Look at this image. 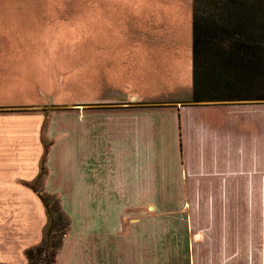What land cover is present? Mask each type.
I'll return each mask as SVG.
<instances>
[{"label":"rangeland","instance_id":"1","mask_svg":"<svg viewBox=\"0 0 264 264\" xmlns=\"http://www.w3.org/2000/svg\"><path fill=\"white\" fill-rule=\"evenodd\" d=\"M194 3L195 0H0V116L17 114L26 128L25 133L29 129L28 133L33 135L31 144L38 141L33 126L44 117L43 135L38 142L49 148L53 141L46 134L47 126L59 116L57 119L65 118L68 123L61 124L62 127H77L76 107L93 106L77 105L81 102L129 98L132 102L175 104L181 124L182 150L207 149L213 160L217 161L220 154L219 160L223 159L213 169V181L194 188L205 195H214V199L205 197L197 201L200 213L194 224L213 228L211 240L215 241V252L224 240L240 253L237 264H264V100L232 105L190 104L194 77ZM118 105L100 104L98 109ZM57 138V144H62L61 132ZM9 144L10 150L25 146L24 136H17ZM76 151L70 152L71 168L67 173L63 162L57 169L62 179L69 180L72 186L78 177L76 159H73ZM193 155L197 160L199 153ZM47 175L46 170L37 189L43 193L42 197L58 200L64 219L71 223V239H76L78 222L87 220L89 211L87 207H79L77 199L61 201L56 194L44 193ZM55 180V187L61 188ZM194 202L166 201L165 209L179 216V208L186 212ZM34 203L27 199H1L0 208L6 209L1 214L7 212L0 216V221L7 227H13L14 222L20 227L25 224L30 230L32 221L35 224L39 220L40 224L41 220L38 217L36 221L34 213L26 211ZM29 209L33 210V205ZM178 218L182 223L176 235L181 240H193L195 230L188 231L192 217L186 214ZM21 220L22 225L18 224ZM47 226L48 217L42 239L46 237ZM160 238L151 232V240ZM89 239L82 245L81 259L94 258L93 241L91 247ZM63 244L56 253L55 264H63ZM162 245L156 247H160L157 249L160 254ZM17 251L14 263L20 264L26 259V248L24 257ZM179 251L181 260L188 263L187 245L183 244ZM128 252L122 249L126 259ZM169 252L165 257L176 254V250ZM50 253L49 250L47 255ZM117 256L120 264H135L129 255L130 262L120 260L119 253ZM76 258L79 262V250Z\"/></svg>","mask_w":264,"mask_h":264},{"label":"crops","instance_id":"2","mask_svg":"<svg viewBox=\"0 0 264 264\" xmlns=\"http://www.w3.org/2000/svg\"><path fill=\"white\" fill-rule=\"evenodd\" d=\"M107 103L119 105L98 109L100 104ZM88 104L93 106L76 107L77 127H62L61 124L68 123L65 118L57 119V116L46 129V134L53 144L48 148L45 160L48 175L43 178V192L56 194L61 201L77 199L78 206L87 207L89 211L87 220L78 222L80 229L76 239H71L72 233L69 230L63 240L61 263L77 264L78 250V264H120L117 261L118 253L122 256L120 260L128 261L130 257L135 264L240 262V253L235 246L223 240L218 245L219 251L215 252L217 247L214 245L215 241L211 240L213 228L194 224V219L196 221L200 213L197 201L205 197L214 199L213 194L205 195L194 191V188L196 189L197 184L213 181V169L223 159L219 160L222 157L220 154L216 157L217 161L213 160L207 149L199 152L191 148L188 152L182 150L181 124L176 105L152 104L138 100L132 102L129 98L93 99L91 102H81L77 105ZM19 119L17 114L0 116V200H34V209H29L32 208L31 205L26 211L33 212L36 221L38 217H41V220L40 224L39 220L35 224L32 221L33 228L30 227V230L26 229L29 226H24L25 224L20 227L14 222L13 227H7L0 221V264H15L13 257L17 246V254L24 257L25 248L27 250L38 245L42 241L47 218L38 196L25 185L33 183L41 170L40 161L44 145L38 141L41 142L39 138L43 135L45 118L43 117L41 122H35L33 126L36 127L33 130L35 140H38L35 144H31L33 135L28 133L29 129L25 133L26 128ZM53 124L55 128L51 127ZM59 132L63 136L62 144H57L56 141L61 137L59 135L57 138ZM21 135L24 136L25 146H15L16 148L10 150L9 143ZM18 149L22 151L18 152ZM74 149L77 150L73 159H76L78 177L72 186L69 180L62 179L57 169H60L63 162L67 173L68 168H71L70 152ZM195 152L199 153L197 160L194 159ZM55 179L61 188L55 187ZM187 200L196 202L189 204L188 211L183 212L185 209L181 207L177 213L179 216L188 214L190 219L192 217L193 223L188 231L192 233V230H195L193 240L179 239L176 232L181 228L182 222L175 212L167 213L165 209L166 201ZM63 206L64 204L63 210H66ZM3 209L5 208L2 206L0 216L7 212L1 214ZM22 221L18 224L22 225ZM151 232H156L161 238L151 240ZM175 236L178 239H175ZM86 239L91 240L90 246L93 241V260L80 258ZM16 243L19 245L16 246ZM159 244H163L162 254L157 251L160 247L156 248ZM183 244L188 247V263L180 257L182 252L180 254L179 249ZM122 249L129 250L128 259L123 255ZM170 250H176V254L165 257ZM164 259L169 260V263ZM20 264H28L27 259L22 260Z\"/></svg>","mask_w":264,"mask_h":264},{"label":"trees","instance_id":"3","mask_svg":"<svg viewBox=\"0 0 264 264\" xmlns=\"http://www.w3.org/2000/svg\"><path fill=\"white\" fill-rule=\"evenodd\" d=\"M192 58L190 104L264 100V0H195ZM47 154L45 146L37 182L25 183L38 195L48 217L46 237L24 253L28 264H55L56 253L71 227L58 200L48 195L45 199L37 189L42 174H46Z\"/></svg>","mask_w":264,"mask_h":264},{"label":"bare ground","instance_id":"4","mask_svg":"<svg viewBox=\"0 0 264 264\" xmlns=\"http://www.w3.org/2000/svg\"><path fill=\"white\" fill-rule=\"evenodd\" d=\"M153 208V207H152Z\"/></svg>","mask_w":264,"mask_h":264}]
</instances>
